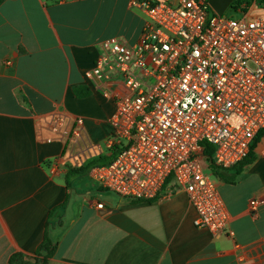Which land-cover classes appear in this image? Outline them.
I'll return each mask as SVG.
<instances>
[{"label":"crops","instance_id":"1","mask_svg":"<svg viewBox=\"0 0 264 264\" xmlns=\"http://www.w3.org/2000/svg\"><path fill=\"white\" fill-rule=\"evenodd\" d=\"M130 2L0 0V264L17 252L33 257L50 212L66 201L51 230L58 248L48 264H264V203L257 218L250 211L252 199L264 200V137L254 163L218 179L232 236L196 228L195 209L175 187L131 202L89 173L67 185L70 168L111 154L116 106L86 74L102 42L141 37L147 15ZM80 86L91 95L76 97ZM60 111L82 122L80 137L53 133L48 118Z\"/></svg>","mask_w":264,"mask_h":264},{"label":"built area","instance_id":"2","mask_svg":"<svg viewBox=\"0 0 264 264\" xmlns=\"http://www.w3.org/2000/svg\"><path fill=\"white\" fill-rule=\"evenodd\" d=\"M240 18L217 15L209 0H131L147 15L135 44L107 39L86 80L114 101L110 147L119 154L89 174L103 189L131 201L159 198L165 184L183 191L196 211L194 225L232 236L231 214L208 168H237L264 130V1ZM262 13L255 15L256 9ZM64 140L80 137L81 121L49 116ZM59 163L51 164L56 173ZM263 199H252L257 218ZM104 208L103 204H98Z\"/></svg>","mask_w":264,"mask_h":264},{"label":"trees","instance_id":"3","mask_svg":"<svg viewBox=\"0 0 264 264\" xmlns=\"http://www.w3.org/2000/svg\"><path fill=\"white\" fill-rule=\"evenodd\" d=\"M253 1L254 0H235L231 6V9H233L234 11L246 12L247 9L252 5ZM262 1L264 0H261L260 3H262ZM74 94L78 98H85L91 95V89L87 86L75 87ZM263 137H264V130L261 131L254 139L251 145V151L249 156L240 164L241 166L240 171L243 167L254 163V161L256 160V148L258 146V143L261 141V139H263ZM203 145L205 147L204 155L206 157L208 168L216 178L218 179L222 178L225 180V178L219 171L220 168H218L215 165V161L213 158L214 147L212 145L207 144L206 142H204ZM118 154H119L118 146H113L111 147V154L109 156L100 157L96 160H93L92 162L81 168H70L67 175V179H68L67 185L69 186V178L79 175H86L95 167L108 165L115 160ZM172 180L173 177H170L167 180L164 187H166L169 183H172ZM66 206H67V201L64 204L54 208L50 212L48 216V220L46 222L44 239L40 244V246L38 247V250L36 251L35 255L33 257H29L24 255L23 253L17 252L12 254L8 264H48L49 261L55 256L58 248L57 244L54 243L53 240L51 239V230L56 225L54 223L55 220L57 218H60V213L66 209ZM58 225H61V222H58Z\"/></svg>","mask_w":264,"mask_h":264},{"label":"water","instance_id":"4","mask_svg":"<svg viewBox=\"0 0 264 264\" xmlns=\"http://www.w3.org/2000/svg\"><path fill=\"white\" fill-rule=\"evenodd\" d=\"M234 1L235 0H209V3L213 11L217 15L222 16L231 8Z\"/></svg>","mask_w":264,"mask_h":264},{"label":"rangeland","instance_id":"5","mask_svg":"<svg viewBox=\"0 0 264 264\" xmlns=\"http://www.w3.org/2000/svg\"><path fill=\"white\" fill-rule=\"evenodd\" d=\"M241 11H234L233 9H231V8H229L227 11H226V13L224 14L226 17H234V18H240L241 17ZM262 13V10H260V9H256V11L254 12V14L255 15H259V14H261ZM220 172H221V174L223 175V177L224 176H226V174L228 173V171H226V170H219ZM217 181H218V178H215ZM220 180L221 181H224V179H222V178H220ZM167 188H170V189H172V188H174L173 187V184L172 183H169L166 187H165V189H167Z\"/></svg>","mask_w":264,"mask_h":264}]
</instances>
